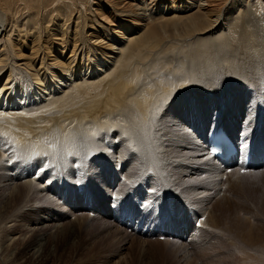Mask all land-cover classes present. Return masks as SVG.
Instances as JSON below:
<instances>
[{
	"label": "bare ground",
	"instance_id": "bare-ground-1",
	"mask_svg": "<svg viewBox=\"0 0 264 264\" xmlns=\"http://www.w3.org/2000/svg\"><path fill=\"white\" fill-rule=\"evenodd\" d=\"M71 1L51 0L52 6L50 0H0V178L5 195L18 200L23 192L20 201L29 207L43 199L60 209L52 180L61 173L52 172L74 175L80 155L93 159L104 151L108 157L99 159L112 169L103 174L95 167L87 170L101 192L96 217L116 231L128 226L134 233L136 205H151L154 212L162 203L171 218L162 211L166 225L161 235L185 238L184 247L203 235L215 236L212 260L264 264L262 229L253 235L255 225L264 224V204L250 207L232 194L241 179L239 169L264 171V0ZM208 86L222 88L215 95ZM195 87L206 88L179 95ZM175 94L179 100L167 104ZM210 116L218 120L212 130ZM52 128L65 129L59 147L51 143L56 136L50 141ZM222 128L254 147L247 167L233 168L235 160L222 164L208 153L207 134ZM111 161L116 170L130 165L119 173ZM142 176L154 182L156 193L154 186L140 193L131 200L132 211L116 223L111 204L104 210L105 189L109 202L114 201L112 178L125 184ZM148 194L155 204L146 201ZM165 197L168 202H162ZM257 209L263 222H256ZM91 210L76 206L67 214ZM49 214L59 218L54 211ZM16 222L8 221L0 231L1 247L11 252L17 240L44 230L28 244L33 258L41 254L40 239L62 224L41 213L19 224L18 231ZM137 225L139 231L152 230L149 222Z\"/></svg>",
	"mask_w": 264,
	"mask_h": 264
},
{
	"label": "rangeland",
	"instance_id": "rangeland-1",
	"mask_svg": "<svg viewBox=\"0 0 264 264\" xmlns=\"http://www.w3.org/2000/svg\"><path fill=\"white\" fill-rule=\"evenodd\" d=\"M51 3L52 2L50 0V4ZM52 4H54V2ZM39 15H41V12L39 13ZM208 87L213 89L211 93L215 95H217L218 90L222 88L220 86H217V87L208 86ZM203 88H206V87H195V88L188 89V90L185 89L183 90V92L179 93V95H187V94L190 95V93H193L196 91L198 92L199 90H205ZM248 91L247 89L246 90L244 89L245 94ZM175 95H173L169 99V101L167 100V104L174 100H179L178 95L177 94ZM204 99H206V97H204ZM213 102L215 101L214 100L212 101L211 99L208 101V103L212 107L216 106L212 104ZM216 116H217V113H216ZM176 119L178 118L176 117ZM215 120L218 121L215 116H210L209 121L211 122V126H212V127L210 126V130H212L215 126H217V125H212L213 122H215ZM49 132H50V136H49L50 141H53L52 140L53 136H56L55 141L51 143H54V145L56 144L55 145L56 147H59L60 146L59 143L61 139L60 136L65 132V129L63 131L62 128L61 129L52 128ZM44 143H47V142H44ZM97 154H101V155H97ZM97 154L96 155L98 157L96 158L95 156L93 159L89 158L88 156L87 157H84L83 155H80V157L78 156L79 159L81 158V164H80V161H78L79 163L77 162L75 168L77 166L79 167V169L81 168L82 169V170L80 169L81 173L78 167L75 169L76 171H74V175L71 172H65L66 170L64 171L63 169H60L61 171L59 172L58 170H55L54 172H52L53 176H54V173H56V171L57 173L62 174L61 175V174L56 173L58 175L57 176L55 174L57 178L54 177L52 180L53 189H55L56 191H59L57 195H55L56 196L55 199L58 200L59 203L57 202V204L60 206V209L54 210L48 201H46L47 203L44 204L45 202L43 201V199L36 200V202H38V204H36V207H29L26 204H24V202H21L22 199L24 198L23 192H22V195L21 194L19 195L21 196V199H19L20 197L18 196L19 197L18 200L17 199L12 200V198L7 197V195H5L7 193L6 192L7 189H6V186H4L2 183L3 181L1 180L2 177L0 175L1 177L0 178V203H2L0 204V208H1L0 209V213H1L0 214V221H1L0 224L2 225L0 226L1 232L2 231L4 232L5 224L10 220H17L16 222L17 225H14V227H16L15 231H18L19 224L24 225L25 222L27 223L30 220V218H33L34 215L35 214L37 215L38 213H41L44 217L50 218L53 221H62V224L59 228H57L54 231H51L50 233H47V235H45L44 238L40 239L39 243H40V248H41L40 249L41 254L39 258L38 257L33 258L31 256L30 250H28V244L30 243V240L33 241L35 239V236L38 237L39 232L42 233L44 232V230L31 231L28 235H26V237L22 238L21 240H17V242L13 245L14 247L12 246L13 247V251L11 250L12 253L10 252V250H7L8 252L7 253L6 250L1 247L2 241L0 240L1 241L0 248H2L0 252H3V253H0V264H195V263L196 264H226L225 262L224 263H220L218 261L216 262V260H212L211 258L215 256L216 253H214V251L215 249H217V245L214 244L216 241L215 236L213 237L211 235L209 236L203 235L205 237L201 236L200 238H198L199 241L192 240L191 242H189L190 244L186 242L189 246L184 247L182 245V241L186 240L185 238L181 239L180 241H177L175 240L176 238L175 235H171V234L161 235L160 231L161 229H163V226L166 225L164 224L162 220V214H163L162 211L165 210L164 213L168 216L169 219L171 218V213H169L168 210L165 209L162 203L160 204V207L158 209H155L154 212H153L154 209L151 205H145V204L136 205L137 208L135 211L139 214V217L136 219V222L137 223L149 222L152 230L148 232L139 231L137 229L139 226L137 225V223H134V226L132 227L135 228V230L137 231H133L134 233H132V229H130L131 227L127 226L126 228V226L124 227L120 226L122 227V229L119 228V231H121L119 234V231H116V229H113L114 227H112L111 225L112 223H110L109 221L103 220L100 217H96L97 214L94 211V209L96 206H99L100 202H98L99 200L95 201V199H98L100 197L101 192H100L99 186L96 187L97 185L92 180V173H91V176H88L87 170L89 169V167H92V168L95 167L99 174H103V171L105 170L110 171L112 169V167L108 165L105 160L99 159V156L102 158L103 157L106 158L108 157V155H106L104 151H100ZM95 159H98V160L96 161ZM85 164H88V165L85 166ZM111 165L116 170L115 162L111 161ZM129 165L130 163H126L125 165L123 164L122 167L119 166V168L116 171L119 173H122L128 169ZM98 166H99V169L97 168ZM253 169L254 168H250V171H244V173H242L239 170V173L241 174V179L235 182V186L233 189L234 192H232V194H233V198L234 197L238 198L237 201H241L244 205L249 204L250 207L261 208L263 207V204H264V200H263L264 199V171H263L264 169L262 170L263 172H261V170H255V174L252 173L254 172L252 171ZM89 172H92V171H90L89 169ZM256 172H258L259 174ZM247 173H249L250 176ZM243 174H246V175H243ZM142 177H138L135 179L130 178V181L128 179L129 182L127 181L125 184H122V182H119L116 180H112L114 179L112 178L111 179L112 183L111 184L109 183V187H110V190L114 194H116L118 197H116V199L111 202H109L110 196H108V192H106V189H105V200L106 201L104 203V210L106 207L109 208L108 204H111L110 209H111L112 214L114 215L113 221H115L116 223H120L122 217L125 216L127 212L132 211V201H135L140 193L144 191H149V190L152 191L153 188L154 190L156 189L154 182L151 179L146 178V177L142 178ZM57 180H60V181H57ZM122 180L123 178H121V181ZM165 184H172V182H165ZM156 191L157 189L155 190V193ZM60 192H61V195L59 194ZM158 193L159 192H157V194ZM5 196H6V200L4 198ZM161 196L163 199L162 194ZM144 198L146 200V197ZM146 201H148L149 203L155 204V202H153V200L151 199V194H148ZM262 201L263 203H261ZM162 202H168V199L165 197L164 200H162ZM212 202L213 201H211V204ZM76 206L82 207L85 210H88V209H92V210L89 213L84 212V214H82L83 217L81 216V213H77V215L70 217L67 214L68 210L75 209ZM175 207L178 208L177 205ZM13 209L16 210L17 214ZM8 210L9 211L11 210V212H13V215L10 212H8ZM50 211H54L56 216H59V218H54L53 216H51L49 214ZM256 212L258 213V214L257 213L255 214L256 215L255 219L257 220L258 218L257 215H260L261 211L260 209H257ZM69 214H72V213L70 212ZM85 214L87 216L89 214L90 215L89 217H87ZM182 214H183V211H182ZM201 217H203V220L205 219V216H201ZM85 218H88V219H85ZM107 218L110 220L109 217ZM258 220L256 222H263V219L260 217L258 218ZM78 221H79V224H78ZM197 225L200 226L199 221L196 222V226ZM263 225L264 224H262V227L260 225H255L254 230H253V235L256 236V233L259 228L262 229L261 232L264 235ZM143 228H144V231H147L146 226ZM1 235H0V238H1ZM196 235H198V233ZM237 246L244 249L243 246L241 245L237 244ZM255 249L257 250V248ZM8 254L11 257H9Z\"/></svg>",
	"mask_w": 264,
	"mask_h": 264
}]
</instances>
